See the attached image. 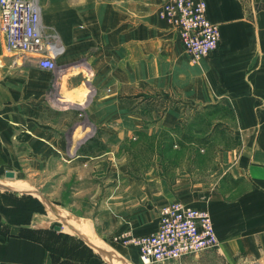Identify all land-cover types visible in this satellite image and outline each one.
<instances>
[{
	"label": "crops",
	"instance_id": "crops-1",
	"mask_svg": "<svg viewBox=\"0 0 264 264\" xmlns=\"http://www.w3.org/2000/svg\"><path fill=\"white\" fill-rule=\"evenodd\" d=\"M161 1L38 0L44 32L56 33L60 53L69 54V59L57 57V74L59 95L68 94L72 101L56 113L46 98L52 84L46 72H52L20 52L8 51L0 30V183L15 178L14 182L29 185L24 179L36 176L28 172L39 171L40 163L65 162L57 167L59 205L68 206L71 217L79 213L80 220L74 221L90 233L87 213L97 211L96 236L113 246L119 264L140 261L136 248L124 246L116 236L155 230L159 208L174 200L207 208V202L192 196V189L200 186L210 191L213 207L220 214L213 220L219 244L247 257H261L264 0H204L206 15L218 25L220 39L216 50L197 64L190 63L177 33L158 17ZM68 66L73 70L63 77ZM144 86L148 93H143ZM84 88L92 94H86ZM84 91L85 97H92L85 112L95 119L96 139L107 147H119L135 131L168 129L189 114L215 105L227 110L230 124L222 118L213 122L228 125L233 142L214 157L212 176L216 180L207 187L201 182L191 186L188 168L170 174L154 161L149 168L133 173L127 170L124 157L102 154L93 158L74 149L76 144L72 151L77 121L70 127L62 123ZM160 99L167 103L165 112L151 122L155 116L152 106ZM146 101L151 109L149 123L140 121ZM135 117L136 121L131 120ZM7 171L13 172V178L5 175ZM227 173L247 183L234 197L229 194L237 187L225 192L215 186ZM23 192L31 191H13L17 197ZM5 197L0 193V264H111L96 250L86 251L81 261L70 255L57 257V244L53 249L43 239L49 226L9 220L1 208L6 206ZM54 208L65 215L58 205Z\"/></svg>",
	"mask_w": 264,
	"mask_h": 264
},
{
	"label": "rangeland",
	"instance_id": "rangeland-1",
	"mask_svg": "<svg viewBox=\"0 0 264 264\" xmlns=\"http://www.w3.org/2000/svg\"><path fill=\"white\" fill-rule=\"evenodd\" d=\"M50 34L55 35L52 36V39L58 44L57 34ZM60 54L56 56V62L57 57L58 60L61 58L69 59V54ZM70 70H73V67L68 66L65 68L64 72L62 71L63 77L66 73L67 75L70 74ZM51 72H46L47 78L52 81L46 98L53 107V113H56L57 110L61 109V106L67 104L68 101L70 103L72 100L68 94L59 95V74H57V70ZM84 90L87 93L84 91L81 95H78L80 98L78 103L71 102L75 110L62 123L63 127H70L77 121L74 135L72 136V151L76 144L74 149L77 148L79 151L88 152L87 154L93 158L102 154L105 157L111 156L112 158L122 159L124 157L127 170L133 171V173L149 168L151 164L154 165V161L159 166V169L170 174L177 173L181 168H188L191 186L201 182V186L207 187L208 184H212L216 180L212 176L216 170L214 157L218 151L232 146L233 142L229 126L218 123L214 125L213 122L222 118L229 123L231 115L227 110L215 105L207 111H196L189 114L185 119L179 120L178 124L168 129L135 131L119 147H107L101 140L96 139L99 131L96 129L93 115L85 112L86 107L92 100V97L89 96L92 93L91 89L84 88ZM142 90L143 93H148L145 91L146 86ZM85 93L89 95L85 97ZM166 105L165 99H160L152 106L155 110V116L152 117L151 122H156L163 116ZM150 110V103L146 101L141 110L142 117L140 121L150 122ZM134 119L136 121L137 117L131 118L133 121ZM72 129L68 133H71ZM108 149H110L109 153H107ZM61 163H40L39 171L33 167L35 168L34 171L28 173L33 172L36 176L24 179L29 182V185L19 181L14 182L15 178L14 180L12 179L13 181L0 183V193L6 195L3 199L6 206L1 205V208L5 210L9 220L13 222L27 221L31 222L33 226H49L43 239L53 249L55 248L54 245L57 244V257H68L70 255L73 257L70 259L81 261L86 258V251L96 250L101 254L104 261H110L109 263L111 264H119L120 262H118L116 255L113 253V246L108 241H102L96 236L94 214L97 211L87 213L91 218L87 221L89 228L92 230V233H90L83 229L84 226L82 228L80 224L74 221L77 218H79L77 220H80L79 213L71 217L70 208L59 205L62 203H60L61 197L57 196V167ZM5 179L8 178L2 177V180ZM246 185L247 183L244 179L234 180L228 173L220 181L215 182V186L221 187L225 192L237 187L234 190L235 192L229 194V197L236 196L237 192L245 189ZM14 188L31 192H23L18 198L13 193ZM191 192H194L192 196L196 200L207 202L204 207H207L210 212L212 211L213 220L219 218L220 214L216 213L217 208L213 207L210 191L205 192L200 186H196ZM54 204L58 205L67 214H59L58 210L54 208ZM74 212L76 211L74 210ZM81 214L83 213L81 212ZM83 220L86 223V219ZM54 225H59L62 230H57L56 232L53 228ZM94 241L99 243L97 244ZM162 264H264V255L261 257H247L242 251L234 250V252H231L230 247H223L218 240L217 246L213 249Z\"/></svg>",
	"mask_w": 264,
	"mask_h": 264
},
{
	"label": "built area",
	"instance_id": "built-area-1",
	"mask_svg": "<svg viewBox=\"0 0 264 264\" xmlns=\"http://www.w3.org/2000/svg\"><path fill=\"white\" fill-rule=\"evenodd\" d=\"M157 14L177 33L191 64H197L218 47L220 30L208 19L204 0H162ZM0 30L8 51L34 59L42 69L57 70L59 45L52 39L55 35L44 32L38 0H0ZM115 240L135 247L142 264L179 260L218 244L209 209L179 200L159 208L155 230L139 235L125 232Z\"/></svg>",
	"mask_w": 264,
	"mask_h": 264
},
{
	"label": "water",
	"instance_id": "water-1",
	"mask_svg": "<svg viewBox=\"0 0 264 264\" xmlns=\"http://www.w3.org/2000/svg\"><path fill=\"white\" fill-rule=\"evenodd\" d=\"M5 175L8 176V177H12V176H13V172H11V171H7V172L5 173ZM53 228H54L55 230H60V229H61V227H60L59 225H54Z\"/></svg>",
	"mask_w": 264,
	"mask_h": 264
},
{
	"label": "bare ground",
	"instance_id": "bare-ground-1",
	"mask_svg": "<svg viewBox=\"0 0 264 264\" xmlns=\"http://www.w3.org/2000/svg\"><path fill=\"white\" fill-rule=\"evenodd\" d=\"M73 143H74V142H73ZM11 184H12V183H11ZM3 185H5V184H3ZM20 185H21V184H20ZM24 189H25V188H24ZM80 231H81V230H80ZM94 242L97 243V244L99 243L98 241H94Z\"/></svg>",
	"mask_w": 264,
	"mask_h": 264
}]
</instances>
